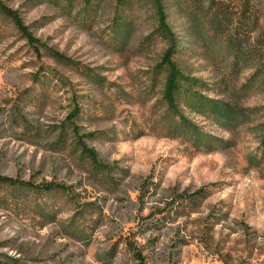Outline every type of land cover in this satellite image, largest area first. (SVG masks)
Segmentation results:
<instances>
[{"label":"rangeland","instance_id":"rangeland-1","mask_svg":"<svg viewBox=\"0 0 264 264\" xmlns=\"http://www.w3.org/2000/svg\"><path fill=\"white\" fill-rule=\"evenodd\" d=\"M159 1L175 114L152 0H0V264H264V0Z\"/></svg>","mask_w":264,"mask_h":264},{"label":"trees","instance_id":"trees-1","mask_svg":"<svg viewBox=\"0 0 264 264\" xmlns=\"http://www.w3.org/2000/svg\"><path fill=\"white\" fill-rule=\"evenodd\" d=\"M154 5L156 4L158 11L157 15L159 17V23H158V34L159 36L167 43L168 50L165 53L161 64L163 65V69L166 72V78H165V86L163 90V98L164 102L168 108V111L172 114H175L176 111V104L180 99H184L185 102H191L194 100L197 95L194 94V89L198 88L200 89V83L196 82L194 80H188L186 79L181 72L178 69L177 64L173 61V59L179 54V49L176 41L175 35L172 33V31L169 30L166 22H167V16L163 13L162 6L160 5L159 0H152ZM185 4L188 0H182ZM250 0H243V4H249ZM212 7H216V11L212 12L214 15L210 16V24H214L217 26L222 25L224 22L228 21L230 18L228 15H226L223 11H219L220 3L216 2V0L210 1ZM189 5V4H188ZM187 5V6H188ZM193 10V9H192ZM5 14V15H3ZM0 15L9 18V13H5L4 9L0 6ZM16 20V19H14ZM124 29V24L120 26V28ZM21 33H24V30L21 31ZM27 37V36H26ZM30 39V38H28ZM204 103L197 102L196 104L199 105L202 109H206L207 111L211 112L217 119H221L223 121H226L227 123L234 122L232 116L230 115L228 111V107L221 108L217 106L216 103L211 101H205ZM76 114L72 115V119L74 120ZM71 121V120H70ZM235 123V122H234ZM74 128V127H73ZM262 144L264 145V137L262 139ZM86 152V151H85ZM88 155L89 160L95 164V156L94 153L86 152ZM9 187H19V188H32L39 191H51L52 186H43V187H36L30 183H22L18 180H13L11 178H4L0 177V189H9ZM139 258V256H137Z\"/></svg>","mask_w":264,"mask_h":264}]
</instances>
